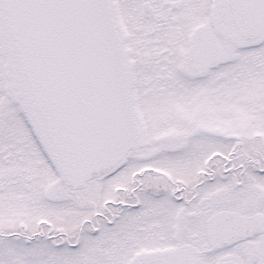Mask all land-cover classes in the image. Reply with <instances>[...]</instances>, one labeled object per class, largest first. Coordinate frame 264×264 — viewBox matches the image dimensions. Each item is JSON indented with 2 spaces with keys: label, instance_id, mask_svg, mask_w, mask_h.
<instances>
[{
  "label": "snow or ice",
  "instance_id": "snow-or-ice-1",
  "mask_svg": "<svg viewBox=\"0 0 264 264\" xmlns=\"http://www.w3.org/2000/svg\"><path fill=\"white\" fill-rule=\"evenodd\" d=\"M0 264H264V0H0Z\"/></svg>",
  "mask_w": 264,
  "mask_h": 264
}]
</instances>
